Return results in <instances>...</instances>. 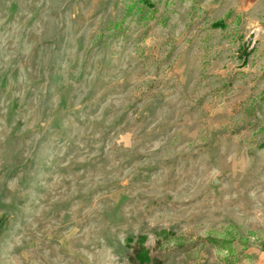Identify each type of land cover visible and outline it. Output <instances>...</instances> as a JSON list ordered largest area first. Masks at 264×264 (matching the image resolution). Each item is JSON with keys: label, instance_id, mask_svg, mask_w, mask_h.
Wrapping results in <instances>:
<instances>
[{"label": "rangeland", "instance_id": "obj_1", "mask_svg": "<svg viewBox=\"0 0 264 264\" xmlns=\"http://www.w3.org/2000/svg\"><path fill=\"white\" fill-rule=\"evenodd\" d=\"M264 264V0H0V264Z\"/></svg>", "mask_w": 264, "mask_h": 264}, {"label": "trees", "instance_id": "obj_2", "mask_svg": "<svg viewBox=\"0 0 264 264\" xmlns=\"http://www.w3.org/2000/svg\"><path fill=\"white\" fill-rule=\"evenodd\" d=\"M129 255L133 264H151L148 253L142 252L140 248H134Z\"/></svg>", "mask_w": 264, "mask_h": 264}]
</instances>
